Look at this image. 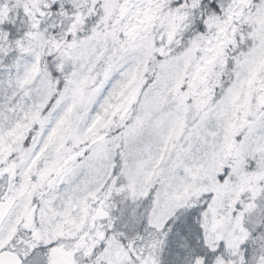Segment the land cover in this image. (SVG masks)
<instances>
[{
  "label": "snow or ice",
  "instance_id": "snow-or-ice-1",
  "mask_svg": "<svg viewBox=\"0 0 264 264\" xmlns=\"http://www.w3.org/2000/svg\"><path fill=\"white\" fill-rule=\"evenodd\" d=\"M0 264H264V0H0Z\"/></svg>",
  "mask_w": 264,
  "mask_h": 264
}]
</instances>
